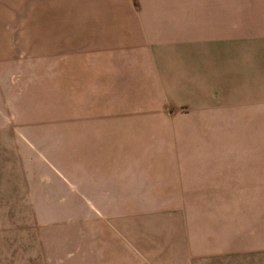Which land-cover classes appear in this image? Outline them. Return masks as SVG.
<instances>
[{
    "label": "crops",
    "instance_id": "0c3cea01",
    "mask_svg": "<svg viewBox=\"0 0 264 264\" xmlns=\"http://www.w3.org/2000/svg\"><path fill=\"white\" fill-rule=\"evenodd\" d=\"M37 63L85 70L97 149L122 135L123 163L152 178L115 181L169 199L118 218L136 258L264 264V0H0V71ZM179 115L181 143L137 140L177 133Z\"/></svg>",
    "mask_w": 264,
    "mask_h": 264
},
{
    "label": "rangeland",
    "instance_id": "374dc122",
    "mask_svg": "<svg viewBox=\"0 0 264 264\" xmlns=\"http://www.w3.org/2000/svg\"><path fill=\"white\" fill-rule=\"evenodd\" d=\"M73 73L53 63L0 71V264H145L134 247L150 261L118 218L123 214L129 223L136 208L144 213L160 206L164 216L169 199L127 190L152 178L133 159L123 163L129 151L118 148L122 135H110L115 148L97 149L109 136L87 132L85 70ZM175 121L177 133L137 140L175 146L182 141L181 115ZM105 153L111 159L103 164ZM161 177L166 180L165 171Z\"/></svg>",
    "mask_w": 264,
    "mask_h": 264
}]
</instances>
